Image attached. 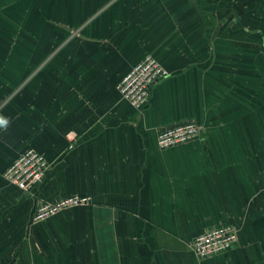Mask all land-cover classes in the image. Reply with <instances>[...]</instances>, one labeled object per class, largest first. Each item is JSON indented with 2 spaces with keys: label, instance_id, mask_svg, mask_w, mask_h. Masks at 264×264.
<instances>
[{
  "label": "crops",
  "instance_id": "0c3cea01",
  "mask_svg": "<svg viewBox=\"0 0 264 264\" xmlns=\"http://www.w3.org/2000/svg\"><path fill=\"white\" fill-rule=\"evenodd\" d=\"M146 54L168 75L138 110L117 84ZM0 117V264H264V0H0ZM30 148L26 192L2 173ZM219 225L235 242L198 257Z\"/></svg>",
  "mask_w": 264,
  "mask_h": 264
},
{
  "label": "built area",
  "instance_id": "2783aa9c",
  "mask_svg": "<svg viewBox=\"0 0 264 264\" xmlns=\"http://www.w3.org/2000/svg\"><path fill=\"white\" fill-rule=\"evenodd\" d=\"M167 75L166 69L157 59L146 54L122 77L117 89L124 100L140 110L147 102L151 85ZM200 132L201 126L195 121L177 122L156 130L157 146L164 149L186 143L197 138ZM47 164L42 153L30 148L20 153L2 175L6 181L27 192L42 181ZM88 202L87 197L80 195H70L54 201H41L36 205L32 220L39 221L66 207ZM236 238L237 233L233 227L219 225L198 234L190 243V248L198 257H206L229 249Z\"/></svg>",
  "mask_w": 264,
  "mask_h": 264
},
{
  "label": "clouds",
  "instance_id": "9594fccd",
  "mask_svg": "<svg viewBox=\"0 0 264 264\" xmlns=\"http://www.w3.org/2000/svg\"><path fill=\"white\" fill-rule=\"evenodd\" d=\"M8 120L4 117H0V128H6L8 125Z\"/></svg>",
  "mask_w": 264,
  "mask_h": 264
}]
</instances>
